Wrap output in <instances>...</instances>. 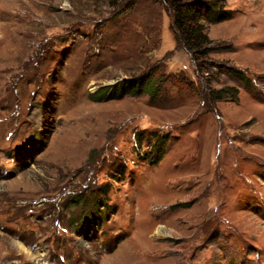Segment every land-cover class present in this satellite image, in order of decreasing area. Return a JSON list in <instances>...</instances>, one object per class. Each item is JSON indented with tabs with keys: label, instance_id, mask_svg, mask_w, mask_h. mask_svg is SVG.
<instances>
[{
	"label": "rangeland",
	"instance_id": "1",
	"mask_svg": "<svg viewBox=\"0 0 264 264\" xmlns=\"http://www.w3.org/2000/svg\"><path fill=\"white\" fill-rule=\"evenodd\" d=\"M226 8L202 69L164 2L0 0V264H264V0Z\"/></svg>",
	"mask_w": 264,
	"mask_h": 264
},
{
	"label": "trees",
	"instance_id": "2",
	"mask_svg": "<svg viewBox=\"0 0 264 264\" xmlns=\"http://www.w3.org/2000/svg\"><path fill=\"white\" fill-rule=\"evenodd\" d=\"M157 3H165L172 15V31L179 47L185 50L196 61L202 69L214 67L211 56L215 50V41L209 36L207 26L216 25L230 20L233 13L226 8L228 0H154ZM156 67H152L146 73L124 80L118 86L113 85L99 89L91 94L90 98L101 102L115 98H122L126 95L140 96L146 95L152 102H156L157 97L162 92V84L166 81L165 77L156 73ZM233 74L244 83L241 73ZM238 91L233 87H223L219 90H210L211 100L236 101ZM136 136H138L136 134ZM142 136V135H141ZM154 144H152L151 160L153 163H160L165 152L160 155L156 151L159 140L155 133L151 134ZM164 139L166 135H163ZM141 140L138 139L137 144ZM119 176L125 175V170L118 172Z\"/></svg>",
	"mask_w": 264,
	"mask_h": 264
},
{
	"label": "bare ground",
	"instance_id": "3",
	"mask_svg": "<svg viewBox=\"0 0 264 264\" xmlns=\"http://www.w3.org/2000/svg\"><path fill=\"white\" fill-rule=\"evenodd\" d=\"M19 244V243H18Z\"/></svg>",
	"mask_w": 264,
	"mask_h": 264
}]
</instances>
